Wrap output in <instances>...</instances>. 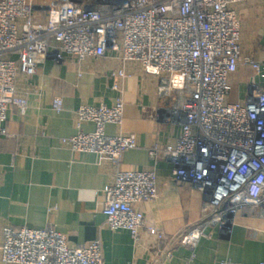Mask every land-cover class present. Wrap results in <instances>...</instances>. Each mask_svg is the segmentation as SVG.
<instances>
[{
    "label": "built area",
    "instance_id": "built-area-1",
    "mask_svg": "<svg viewBox=\"0 0 264 264\" xmlns=\"http://www.w3.org/2000/svg\"><path fill=\"white\" fill-rule=\"evenodd\" d=\"M245 1L0 0V135L6 133L8 107L27 105L17 94L19 75H33L47 60L62 64L112 52L119 60L110 73L118 96L110 105H80L77 127L91 122L94 129H79L61 143L115 163L137 146L134 133L105 132L106 124L123 122L126 62L159 79L157 94L169 100L167 120L180 129L172 143L149 148L152 166L117 170L104 187L107 227L126 229L135 240L142 229L156 240L167 238L138 208L157 197L154 164L159 158L172 161L175 179L204 194L201 222L174 235L173 244L193 249L206 226L229 232L236 218L263 216L264 60L241 55L237 6ZM261 47L264 51V43ZM239 67L250 70L246 98L229 102V76ZM62 107V98L53 96L51 108L59 112ZM1 236L4 264H103L98 239L70 245L52 225H4Z\"/></svg>",
    "mask_w": 264,
    "mask_h": 264
},
{
    "label": "crops",
    "instance_id": "crops-1",
    "mask_svg": "<svg viewBox=\"0 0 264 264\" xmlns=\"http://www.w3.org/2000/svg\"><path fill=\"white\" fill-rule=\"evenodd\" d=\"M257 35L259 41L255 47L248 46L249 54L264 60L260 49L264 32ZM118 65L114 53L107 52L100 58L62 64L47 60L33 75L17 77V94L25 97L27 105L23 109L8 107L6 133L0 135V241L4 225H52L66 235L70 245L98 239L103 264H156L166 249L161 264H264V215L236 218L229 232L206 226L193 249L174 241L169 244L172 236L199 221L204 194L196 185L175 179L173 163L166 158L154 164L157 197L138 208L145 221L167 238L156 240L142 229L135 240L126 229L107 227L102 212L104 187L117 170L152 166L149 148L172 143L180 129L179 123L167 120L169 100L157 94L159 79L144 74L137 63L126 62L123 122L119 127L106 124L105 132L134 133L137 146L124 151L115 163L61 143L79 129H94L91 122L77 127L75 110L80 105H110L115 101L118 92L111 88L110 73ZM249 72L239 67L229 76V102L245 100ZM56 95L63 100L59 112L51 108ZM0 264L4 263L0 260Z\"/></svg>",
    "mask_w": 264,
    "mask_h": 264
},
{
    "label": "rangeland",
    "instance_id": "rangeland-1",
    "mask_svg": "<svg viewBox=\"0 0 264 264\" xmlns=\"http://www.w3.org/2000/svg\"><path fill=\"white\" fill-rule=\"evenodd\" d=\"M35 2H48L49 0H34ZM240 23L241 55L249 56V45H257L259 34H263L264 4L260 0H246L237 6ZM259 28V29H257ZM255 47V46H254ZM260 48V47H259ZM262 49V47L260 48ZM252 56V55H250Z\"/></svg>",
    "mask_w": 264,
    "mask_h": 264
},
{
    "label": "water",
    "instance_id": "water-1",
    "mask_svg": "<svg viewBox=\"0 0 264 264\" xmlns=\"http://www.w3.org/2000/svg\"><path fill=\"white\" fill-rule=\"evenodd\" d=\"M199 222H201V220H200V221H197L196 223H194L193 225L187 227L186 229H184L183 231H181V232H179V233L189 231L192 227L196 226ZM179 233H177V234H179ZM174 238H175V236L172 237V238H170V240H169V244H171V243L174 241ZM166 251H168V250L166 249V250L162 253V255H161L159 261H158L156 264H161V263H162V260L164 259V256L167 254Z\"/></svg>",
    "mask_w": 264,
    "mask_h": 264
}]
</instances>
